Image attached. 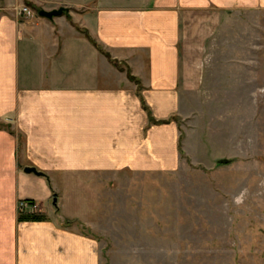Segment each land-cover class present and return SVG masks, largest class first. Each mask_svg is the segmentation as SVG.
Returning <instances> with one entry per match:
<instances>
[{
	"label": "crops",
	"instance_id": "1",
	"mask_svg": "<svg viewBox=\"0 0 264 264\" xmlns=\"http://www.w3.org/2000/svg\"><path fill=\"white\" fill-rule=\"evenodd\" d=\"M242 10L264 0L0 1V264H101L107 176L179 164L185 82H207V41Z\"/></svg>",
	"mask_w": 264,
	"mask_h": 264
},
{
	"label": "rangeland",
	"instance_id": "2",
	"mask_svg": "<svg viewBox=\"0 0 264 264\" xmlns=\"http://www.w3.org/2000/svg\"><path fill=\"white\" fill-rule=\"evenodd\" d=\"M206 46L179 164L107 176L101 264H264V10L226 12Z\"/></svg>",
	"mask_w": 264,
	"mask_h": 264
},
{
	"label": "trees",
	"instance_id": "3",
	"mask_svg": "<svg viewBox=\"0 0 264 264\" xmlns=\"http://www.w3.org/2000/svg\"><path fill=\"white\" fill-rule=\"evenodd\" d=\"M26 4L28 6H33L30 2H26ZM37 9V8H36ZM38 11H40V9H37ZM66 14L69 13V10L65 12ZM64 13V14H65ZM69 15V14H68ZM83 33L86 34V36L90 39V41L99 49V51L103 54H105L108 59L116 66L118 67L119 69L121 70H125V68L119 63V61L115 60L112 58L111 54L109 52H107L103 46L101 44H99L89 33V31L87 29H82V28H79ZM128 75L130 77L131 80L133 81H136L138 84H139V95L141 96V93H140V88H141V85H140V82L139 80L132 74V72L130 70H128ZM142 103H143V107L144 109L149 113V117H150V120L155 123V124H160V123H168L170 122L172 119H176V117H172L170 118L169 120H161V121H157L153 115H152V112L148 106V104L146 103L145 99L142 97ZM0 127H2V124H0ZM20 219L21 220H27V221H30V220H33V221H41V220H44L45 219V216L44 215H41V214H21L20 215ZM71 221H67V223H70Z\"/></svg>",
	"mask_w": 264,
	"mask_h": 264
},
{
	"label": "water",
	"instance_id": "4",
	"mask_svg": "<svg viewBox=\"0 0 264 264\" xmlns=\"http://www.w3.org/2000/svg\"><path fill=\"white\" fill-rule=\"evenodd\" d=\"M66 11H67V9H65V8H59V9H55L52 11H46V10L42 9V10H40L39 15L47 17V18H54L55 16L62 15ZM219 162L220 163H228V160L222 159ZM24 170L26 173H35L39 176H46L45 173L39 171L36 167H26ZM53 203L55 206H57L58 205V198H54Z\"/></svg>",
	"mask_w": 264,
	"mask_h": 264
},
{
	"label": "built area",
	"instance_id": "5",
	"mask_svg": "<svg viewBox=\"0 0 264 264\" xmlns=\"http://www.w3.org/2000/svg\"><path fill=\"white\" fill-rule=\"evenodd\" d=\"M21 11L23 14L25 13L28 15L31 14V12L29 11V8L27 7H24ZM19 205H20L19 209L21 211L20 214L35 213L39 209L38 204L27 201V200H22L19 203Z\"/></svg>",
	"mask_w": 264,
	"mask_h": 264
}]
</instances>
